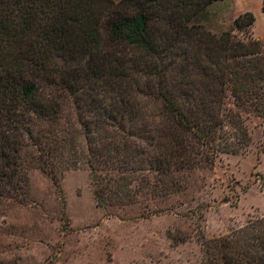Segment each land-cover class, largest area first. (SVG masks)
I'll return each instance as SVG.
<instances>
[{"label":"trees","instance_id":"1","mask_svg":"<svg viewBox=\"0 0 264 264\" xmlns=\"http://www.w3.org/2000/svg\"><path fill=\"white\" fill-rule=\"evenodd\" d=\"M215 1L0 0V211L24 200L35 160L54 180L63 166L77 165L68 141L52 128L35 133L32 124L55 122L68 96L95 117L96 130H112L94 139L86 156L101 207L128 195L126 177H112L114 170L149 162L167 180L173 167L201 164L199 155L214 163L225 118L264 103V42L249 31L256 17L246 12L234 22L246 38L234 29L213 33L199 18ZM148 97L172 123L158 151L142 158L141 143L126 136L149 141L138 114ZM31 147L38 156L28 157ZM203 245V264H264V217Z\"/></svg>","mask_w":264,"mask_h":264},{"label":"rangeland","instance_id":"2","mask_svg":"<svg viewBox=\"0 0 264 264\" xmlns=\"http://www.w3.org/2000/svg\"><path fill=\"white\" fill-rule=\"evenodd\" d=\"M246 12L256 17L250 33L264 42L263 0L215 1L199 22L219 34L234 29L236 18ZM234 33L247 34L237 28ZM102 89L109 98L107 84ZM143 102L139 125L149 141L126 139L141 143L142 158H151L172 120L155 99ZM92 118L68 96L55 122L32 121L35 133L52 128L68 141L77 165L63 166L56 180L39 167L43 161L28 165L26 197L6 202L0 211V264H203L206 240L264 217V103L259 110L225 118L212 164L199 155L201 164L173 167L167 180L149 162L140 170L112 171V177H126L128 195L103 207L95 198L86 156L92 141L112 130H96ZM86 121L89 135L82 125ZM34 154L37 148H28V157Z\"/></svg>","mask_w":264,"mask_h":264}]
</instances>
